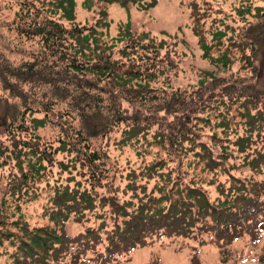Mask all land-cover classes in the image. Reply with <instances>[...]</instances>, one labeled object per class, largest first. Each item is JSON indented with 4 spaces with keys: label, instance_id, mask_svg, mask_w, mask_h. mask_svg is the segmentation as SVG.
<instances>
[{
    "label": "rangeland",
    "instance_id": "rangeland-1",
    "mask_svg": "<svg viewBox=\"0 0 264 264\" xmlns=\"http://www.w3.org/2000/svg\"><path fill=\"white\" fill-rule=\"evenodd\" d=\"M28 1L40 5L44 0ZM83 1L77 0L76 7V21L81 25H95L100 17L99 11L108 10V21L112 23L99 30L103 31L106 40L110 39L111 43L116 44L113 49L116 57H120L119 50L125 43L112 38L120 36L119 31L128 20L135 35L148 32L156 45L153 42L148 44L160 50L159 58L165 69L150 80L146 77L134 79L128 85L126 98L122 100L124 115L135 118L142 127H147L129 142L123 140V132L128 129L124 124L107 134L92 137L95 149L106 155L107 165L103 170L107 176L100 184H89L87 175L91 168L86 163L83 165L74 151L59 149V143L62 144L59 139L66 138L61 125L57 123L62 122V117L54 112L49 121L44 116L45 112L38 113L37 105L42 100H52V105L57 104V109L68 107L70 98L64 97L65 91L52 83L41 85V81H35L21 85L16 81L21 96H15L4 89L0 76V229L14 233L10 238L2 237L0 264L12 261L10 254L16 250V245L11 241L17 240L20 234L17 229L19 222L27 223L31 229L54 226L50 211L52 198L60 187L93 186L99 197L113 196L120 203L132 201L134 206H127V211H133L144 191L160 195L158 187L164 183L163 176L168 173H171L173 184H180L182 188L187 185L202 188L213 203L224 199L223 193L231 188L232 177L264 180V161L259 165L260 170H256L257 174L251 166L257 164L255 160H259V153H264V133L260 132V137L257 136L260 139L249 147V144H245V150L235 144L247 132L240 108L245 97L243 95L260 94L263 98L259 108L264 107V45L260 54H255L251 48L244 52L233 46L230 39L241 41L248 23L261 19L258 15L262 10L261 13H264V0H158L156 7L147 11L140 10L136 5L125 10L115 4L98 2L89 11ZM21 2L0 0V60L14 67L35 59L33 57L41 50L38 39L29 40L17 30L23 15ZM195 4L201 12L204 37L213 45L211 55L221 57L224 51H228L231 61L228 60L227 64L220 62L214 65L210 58L203 57L198 37L191 31ZM239 9L244 13L240 14ZM55 17L58 18V15ZM61 21L68 27L71 24L64 19ZM219 31L223 35L226 31L222 43L214 39ZM44 68L47 67L38 66V69ZM207 71H212L214 75H207ZM103 86L104 82L100 83L99 87ZM106 91L101 93L100 89H95L93 92L105 97L121 94V90L115 86ZM201 97L204 99L201 100ZM188 98L192 103H199V108H193L192 112L185 110L191 118L187 128L196 142L179 140L173 143L175 138L171 127L180 119L185 108L184 101ZM222 98L233 106L228 117L229 128L221 127L222 116H216L224 109L220 106ZM25 103L31 104L35 110L27 115V125L31 124V117L48 119L45 125L33 127L41 136L43 146L53 145L51 150L54 157L52 162H45L44 172L41 170L40 175H30L27 179L23 178L16 164L19 147L15 144L18 143L7 131L11 118L23 115ZM98 109L106 112L101 102ZM90 122L97 124V119ZM74 124L77 129L88 125L85 121L77 120ZM253 134H257V131H253ZM25 136L17 135L18 138ZM66 140L73 143L74 137L69 134ZM199 142L210 147L211 157L217 163H208L206 155L198 154L202 151ZM149 168L153 170L149 171ZM109 202L108 199H98L96 208L86 212L82 221L72 217L64 224L66 232L76 236L88 227L98 228L105 221L107 224L101 233L106 240V230L112 229L118 220ZM195 233L196 236L189 238L163 236L129 255H120V259H127L126 264H192L194 258L200 264H264V226L259 239L253 240L246 234L222 247L215 242L213 232ZM99 248L103 246L99 245ZM59 261L58 264H70L69 257Z\"/></svg>",
    "mask_w": 264,
    "mask_h": 264
},
{
    "label": "trees",
    "instance_id": "trees-1",
    "mask_svg": "<svg viewBox=\"0 0 264 264\" xmlns=\"http://www.w3.org/2000/svg\"><path fill=\"white\" fill-rule=\"evenodd\" d=\"M95 2L115 4L125 10L131 5H136L144 11L158 4V0H84V7L90 11ZM193 6L191 31L198 37L203 57L210 58L214 65L220 62L227 64L228 60L231 61L228 51H224L221 57L211 55L210 50L213 45H210L204 37L200 9L197 4ZM76 7L77 0H44L40 5H36L33 1L22 0L23 15L17 30L21 36L29 40L38 39L41 50L33 57L35 59H30L17 67L9 63L3 64L0 60V76L4 89L15 96H21L16 81L21 85L32 84L35 81H41V85L52 83L65 91L64 97L70 98L68 107L57 109V104L52 105V100H42L37 105L38 113L45 112L44 116L49 121L52 113H59L62 122L57 121V123L61 125L65 137L67 138L69 134L74 137L73 143L66 138L59 139L62 142L59 143V149L74 151L80 156L83 165L86 163L91 168L87 175L89 184H94L93 182L100 184L107 176L103 170L107 165V158L105 154L95 149L91 138L107 134L115 127L119 128L121 124L128 127L123 132L124 141L129 142L137 138L147 126L142 127L135 118L124 115L122 100L126 98L128 85L133 83L134 79L146 77L150 80L165 67L161 63L162 59L159 58L161 52L158 47L153 48L148 44L153 42L156 45L148 32L135 35L131 21L124 23L119 31L120 36L115 37L116 40L112 38L116 42L125 43L119 50L120 57H116L113 51L116 44L111 43L110 39L106 40L103 31L99 30L100 27L110 26L112 23L111 20L108 21V10L101 9L95 25L89 26L81 25L76 21ZM238 12L244 13L241 9ZM261 12L258 15L261 18L259 21L250 22L244 28V38L241 41L237 42L235 38L230 37L233 46L244 52L251 48L255 54H260L264 45V13ZM57 15L58 18L55 17ZM63 19L71 23L69 27L61 21ZM225 35L226 31L224 35L219 31L215 33L214 39L222 43ZM50 55L55 58L52 59ZM38 66L47 68L38 69ZM42 74H46L47 77ZM207 75L214 73L207 71ZM102 82L104 86L100 88ZM112 86L118 87L121 94H109L105 97L93 92L95 89H100L101 93H107L106 90ZM243 96L245 97L240 103V108L242 117L245 118L247 132L235 143L242 149L245 144H249V147L256 139L259 140L260 132L264 133V107L259 108L263 96L251 93ZM147 98L151 100L150 96ZM200 99L203 100L204 97ZM100 102L106 112L98 109ZM184 105L180 119L171 127L175 138L173 143H178L179 140L196 142L187 128L191 122L188 112H192L193 108H199V103H192L188 98L184 101ZM220 106L224 109L221 108L222 110L216 115L222 116L219 125L229 128L228 117L233 106L224 98L220 101ZM186 109H189L188 112L185 111ZM23 110L22 116L11 118L7 131L18 143L15 144L19 147L15 156L16 164L23 178L27 179L30 175H40L41 170L44 172L45 162H52L54 157L51 150L53 145L43 146L41 136L33 127L45 125L48 119L31 117V124L27 125V115L33 114L35 110L28 103L23 104ZM252 110L256 112L253 113ZM95 118L97 124H91L90 121ZM76 120L85 121L88 125L83 129H77L74 124ZM253 131H257V134H253ZM20 134L27 136L18 138L17 135ZM198 144L202 147V151L198 154L206 155L208 163L211 161L217 163L211 157L210 147L204 142ZM263 161L264 153L261 152L259 160H255L257 164H251L256 174ZM151 170L153 169L149 168V171ZM171 177V173L163 176L165 181L158 187L160 195L144 191L133 211H127V206H134L132 201L120 203L113 196L99 197L93 186L58 188L52 198L53 206L50 211V219L54 226L31 229L27 223L19 222L17 229L20 234L17 240L11 241L16 245V250L10 254L12 261L9 264H58L61 258L66 260L68 257L70 264H126L127 259L122 261L120 255H129L138 248L151 245L163 236L189 238L196 236V231L213 232L216 237L215 242L220 247L231 244L246 234H249L253 240L259 239L264 226V180L253 178L239 180L232 177L229 191H222L224 199L213 203L202 188L189 185L182 188L180 184H173ZM100 198L103 201L105 199L110 201L108 204L112 207L115 218H118L113 228L106 230V240L101 233L107 224L105 221L98 228L88 227L76 236L67 233L64 224L72 217L76 221H82L86 212L96 208ZM13 234L11 231L0 229V242L3 241L2 237L10 238ZM99 245L103 248H99ZM192 264L200 263L194 258Z\"/></svg>",
    "mask_w": 264,
    "mask_h": 264
}]
</instances>
